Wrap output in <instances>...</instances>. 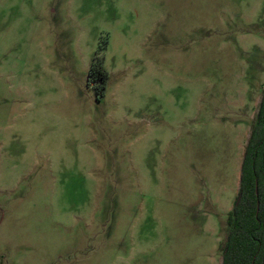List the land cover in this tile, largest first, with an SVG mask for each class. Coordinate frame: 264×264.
<instances>
[{
    "label": "rangeland",
    "instance_id": "rangeland-1",
    "mask_svg": "<svg viewBox=\"0 0 264 264\" xmlns=\"http://www.w3.org/2000/svg\"><path fill=\"white\" fill-rule=\"evenodd\" d=\"M263 94L264 0H0V264H221Z\"/></svg>",
    "mask_w": 264,
    "mask_h": 264
},
{
    "label": "trees",
    "instance_id": "trees-1",
    "mask_svg": "<svg viewBox=\"0 0 264 264\" xmlns=\"http://www.w3.org/2000/svg\"><path fill=\"white\" fill-rule=\"evenodd\" d=\"M89 76L103 93L109 80L103 64L94 62ZM227 227L223 264H264V94L245 149L239 192Z\"/></svg>",
    "mask_w": 264,
    "mask_h": 264
},
{
    "label": "crops",
    "instance_id": "crops-1",
    "mask_svg": "<svg viewBox=\"0 0 264 264\" xmlns=\"http://www.w3.org/2000/svg\"><path fill=\"white\" fill-rule=\"evenodd\" d=\"M223 254V253H222ZM221 264H223V256H222V263Z\"/></svg>",
    "mask_w": 264,
    "mask_h": 264
}]
</instances>
